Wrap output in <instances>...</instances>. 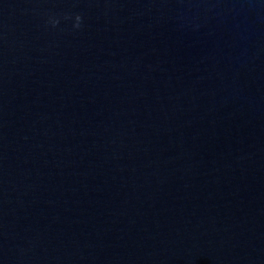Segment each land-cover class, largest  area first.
Listing matches in <instances>:
<instances>
[{
  "label": "water",
  "instance_id": "95a60500",
  "mask_svg": "<svg viewBox=\"0 0 264 264\" xmlns=\"http://www.w3.org/2000/svg\"><path fill=\"white\" fill-rule=\"evenodd\" d=\"M0 264H264V0H0Z\"/></svg>",
  "mask_w": 264,
  "mask_h": 264
},
{
  "label": "clouds",
  "instance_id": "9594fccd",
  "mask_svg": "<svg viewBox=\"0 0 264 264\" xmlns=\"http://www.w3.org/2000/svg\"><path fill=\"white\" fill-rule=\"evenodd\" d=\"M75 20H76V23L74 25L75 28H80L81 27V24H82V20H83V17L81 15H76L75 17ZM59 21L58 20H52L51 23H53L54 25L57 24Z\"/></svg>",
  "mask_w": 264,
  "mask_h": 264
}]
</instances>
